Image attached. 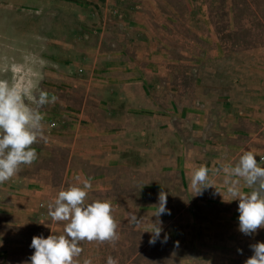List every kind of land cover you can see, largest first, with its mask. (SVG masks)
Returning <instances> with one entry per match:
<instances>
[{"label":"rangeland","instance_id":"obj_1","mask_svg":"<svg viewBox=\"0 0 264 264\" xmlns=\"http://www.w3.org/2000/svg\"><path fill=\"white\" fill-rule=\"evenodd\" d=\"M206 1L219 24L227 58L196 64L190 56L188 62L172 63V71L177 72L172 78V118L177 125L171 135L167 137L161 123L162 110H141L138 127L127 123L119 128L124 142L122 153H117L101 149L99 136L102 126L104 131L115 129V89H101L97 80H89L95 66L92 39L97 34L90 29L98 23L96 9L89 5L95 0H0V80L31 82L37 95L46 91L58 97L55 104L40 109L46 113V136L52 128L62 131L67 127L77 134L74 144L55 146L54 158L40 154L45 142L34 144L37 161L0 184V264H31L34 236L64 234L65 223L51 220L48 205L42 204L48 200L41 191L33 199L21 193V200H13L19 189H40L37 182L26 179L35 180L43 168H50L55 183L66 189L90 181L93 189L88 201L110 200L116 208L120 240L114 246L81 242L80 264L86 259L106 264L108 256L119 264H183L181 258L189 256L187 242L195 228L174 219L189 198L179 186L190 180L191 166L200 167L209 153L219 150V136L227 129L198 126L200 110L219 117L222 109L227 112L225 106L234 107L235 133L241 136L235 140L243 146L238 150L253 151L260 155L259 161L264 157V0ZM188 52L195 54L196 49L189 47ZM181 72L187 75L181 77ZM144 103L151 105L152 101L145 97ZM103 135L104 145L107 137L113 136L115 142L114 131ZM162 190L168 193L171 214L159 218L161 239L165 233L169 239L149 245L152 234L143 230L153 227L151 219L156 220L153 215ZM130 211L137 212L138 218L144 216L141 229L128 223ZM26 217L31 222L15 221ZM10 219L15 222L2 223Z\"/></svg>","mask_w":264,"mask_h":264},{"label":"crops","instance_id":"obj_2","mask_svg":"<svg viewBox=\"0 0 264 264\" xmlns=\"http://www.w3.org/2000/svg\"><path fill=\"white\" fill-rule=\"evenodd\" d=\"M89 6L96 9L98 18V23L92 26L94 29H90L97 34L93 35L92 39L95 48L92 61L95 66L89 80L91 83L97 80L101 89L107 91L114 88L118 99L117 107L114 109L115 129L108 128L104 131L103 128L106 127L100 128L101 149L106 148V152L110 149L122 153L124 132L120 129L127 126V123L131 124V128L138 127L141 110H162L161 123L164 130H167L168 137L172 133L173 125H177L172 118V78L173 74L177 73L172 71V63L188 62L190 56L193 57L192 62L196 64L220 62L227 58L224 49L226 43L220 35L219 24L211 14L209 4L206 0H95L93 5ZM189 47L196 49L195 54L189 55ZM182 75L186 76L187 72H181V77ZM161 96L163 100L160 99ZM145 97L152 101L151 105L144 103ZM225 107L227 112L222 109L219 117H210L208 112L200 110L202 117L196 120V124L203 129L208 126L227 128L219 136L222 140L219 150L209 153L211 156L204 158L200 164L210 170L234 165L245 152L238 150L243 146L241 143L238 145L235 140L241 136H238L237 132L236 137L235 133L234 107L232 109L229 105ZM180 110L188 108L181 107ZM52 129L47 136L46 145L41 148L42 157L45 155L54 158L56 145L70 146L77 140V134L68 127L62 131ZM111 131H114L115 142L112 141L113 136L107 137L104 145L103 133L106 132L107 136ZM108 156L113 155L108 152ZM114 156L118 158L121 154ZM259 156L256 157L258 162ZM261 166H264V163ZM190 168L188 172L191 176L197 167ZM40 171L35 180L30 179L34 177L28 176L26 179L27 183L37 182L40 189L29 187L19 189V194L13 198L14 201L21 200L19 197L21 193H25L26 198L33 199L32 196L41 191L43 198L48 200L42 204L48 205L49 201H54L60 190L66 189L55 183L50 168H43ZM66 174L67 171L64 175ZM210 177L224 193V198L232 199L225 190L223 171L216 174L210 172ZM190 180L180 183L179 186L189 195L183 206L186 211L182 210L178 217L174 218L185 227L195 228L187 242L191 247L189 256L181 258V262L245 264L253 255L250 245L264 242V228L252 235L243 234L239 231V199L227 202L214 187L206 188L202 195L193 196L194 192L189 187ZM171 185H173L171 188L176 189L174 184ZM241 187L245 193L251 191L243 182ZM26 206H29L28 203ZM15 221L31 222L28 217ZM15 221L10 219L2 223ZM8 238H11L10 233ZM239 249H242V253L238 251Z\"/></svg>","mask_w":264,"mask_h":264},{"label":"clouds","instance_id":"obj_3","mask_svg":"<svg viewBox=\"0 0 264 264\" xmlns=\"http://www.w3.org/2000/svg\"><path fill=\"white\" fill-rule=\"evenodd\" d=\"M36 85L31 82L19 84L0 80V184L12 180L23 168L31 166L38 159L34 144L47 142L45 117L42 109L46 105L55 104L58 97L49 96L46 91L34 92ZM257 154L251 150L243 152L234 165H226L222 169L210 170L207 166L195 168L191 173L190 190L193 196L202 195L206 188L214 187L227 202L239 199V231L252 235L264 228V157L257 161ZM223 171L226 192L232 197L224 198V193L210 177ZM79 181V177L76 178ZM241 182L250 192L242 191ZM93 184L84 180L82 184L69 186L58 192L53 202L48 204V216L53 222H64V234L49 235L47 238L34 236L31 247L35 249L31 256V264H80L79 257L84 249L81 242H105L113 246L120 240L119 222L115 219L116 208L110 200L88 201ZM168 193L160 191L155 222L150 232L149 245L157 241L167 243L169 236L163 232V222L159 219L164 214H171L167 208ZM128 223L141 229L145 223L144 216L130 211ZM44 223V222H40ZM53 231V230H52ZM178 243V242H177ZM253 255L245 264H264V242L250 245ZM242 253V249L238 250ZM83 264H92L90 259ZM106 264H119L118 259L108 256Z\"/></svg>","mask_w":264,"mask_h":264}]
</instances>
